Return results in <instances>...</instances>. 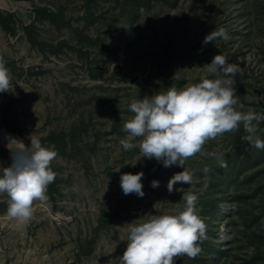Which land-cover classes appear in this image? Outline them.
Here are the masks:
<instances>
[{"label": "rangeland", "instance_id": "374dc122", "mask_svg": "<svg viewBox=\"0 0 264 264\" xmlns=\"http://www.w3.org/2000/svg\"><path fill=\"white\" fill-rule=\"evenodd\" d=\"M0 10L12 15L8 30L0 24L11 74L0 93V167L11 163L9 136L58 152L48 199L34 202L26 224L7 215L0 194V264H121L127 224L182 211L189 192L207 238L176 264H264V149L244 139L243 125L204 145L214 155L189 158L193 182L171 193L183 168L142 157L136 141L120 144L133 99L214 79L206 66L218 54L241 68L238 110L264 113V0H0ZM220 27L231 39L204 44ZM258 128L264 140V121ZM139 172L144 196L124 195L120 176Z\"/></svg>", "mask_w": 264, "mask_h": 264}, {"label": "clouds", "instance_id": "9594fccd", "mask_svg": "<svg viewBox=\"0 0 264 264\" xmlns=\"http://www.w3.org/2000/svg\"><path fill=\"white\" fill-rule=\"evenodd\" d=\"M218 38L231 39L227 30L220 27L209 33L203 43ZM6 63L0 56V93L7 92L11 85ZM206 67L214 79L205 78L182 89L169 87L152 96L133 99L129 108L134 115L123 125L127 135L120 144L125 151L136 147V141L142 157L162 162L165 168L174 165L183 168L169 179V193L177 183L193 182V172L185 168L189 158L197 154L214 155L204 152V145L237 131L241 125L248 134L244 139L256 149H264V140L257 135L264 113L236 107L239 97L235 77L241 71L239 64L229 63L225 55L218 54ZM6 139L11 163L0 167V194L8 197L7 215L26 224L33 218L34 202L48 199V186L57 176L51 165L58 152L55 145L44 146L37 138H31L29 146L10 136ZM208 171L206 167L204 172ZM143 176V172L122 174L123 194L134 193L142 198ZM151 187H159V181H152ZM182 199L183 210L174 215L147 214L127 224V248L120 258L121 264H176L178 257L195 258L201 252L200 243L207 238V226L197 207L199 198L189 192Z\"/></svg>", "mask_w": 264, "mask_h": 264}, {"label": "trees", "instance_id": "16d2710c", "mask_svg": "<svg viewBox=\"0 0 264 264\" xmlns=\"http://www.w3.org/2000/svg\"><path fill=\"white\" fill-rule=\"evenodd\" d=\"M41 12L40 11H35V19L39 18ZM12 17V15H7V16H4L3 13L1 12L0 10V24L8 30V20H10ZM46 17L48 19H52L53 18V14H50V13H46Z\"/></svg>", "mask_w": 264, "mask_h": 264}]
</instances>
